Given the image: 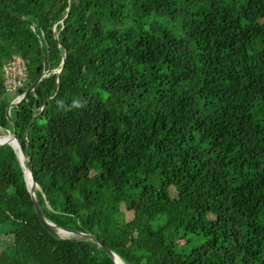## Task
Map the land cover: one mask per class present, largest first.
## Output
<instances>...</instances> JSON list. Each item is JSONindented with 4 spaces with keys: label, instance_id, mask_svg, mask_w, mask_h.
Returning a JSON list of instances; mask_svg holds the SVG:
<instances>
[{
    "label": "trees",
    "instance_id": "trees-1",
    "mask_svg": "<svg viewBox=\"0 0 264 264\" xmlns=\"http://www.w3.org/2000/svg\"><path fill=\"white\" fill-rule=\"evenodd\" d=\"M0 127L125 264H264V0H0ZM0 144V264H114Z\"/></svg>",
    "mask_w": 264,
    "mask_h": 264
},
{
    "label": "water",
    "instance_id": "water-1",
    "mask_svg": "<svg viewBox=\"0 0 264 264\" xmlns=\"http://www.w3.org/2000/svg\"><path fill=\"white\" fill-rule=\"evenodd\" d=\"M65 53L66 52H64V55H65ZM64 55L62 57V60H61V64H60L59 69L56 70L57 73H59L61 71L62 67H63V64H64ZM49 73H50V70L49 69L44 70L42 72L41 77H39L36 81H34L28 88H26V90L24 92H22L20 94L21 97H22V99L20 100V102L30 92L33 91L34 86L41 80V78L43 76L49 75ZM20 95H18L16 97H19ZM19 103H16L14 106L18 105ZM25 134H26V131H25ZM11 136L15 140V142L17 144V147H18V150H19V152L21 154V156H20V154L18 152H16V157H17V159L19 161V164H20V166L22 168L23 176H24V181H25L27 190H28V192L30 194V197H31V199L33 201V206H34L35 213H36L37 217L39 218L41 224L47 229V231L49 233L57 236L58 238H62V239L63 238H79V237H85L86 239H88V240L94 242L95 244H97V246L101 247L105 252H107V254L112 258V261H113L114 264H118V262L119 263H122V264H125V262L114 251H112L108 246H105L95 235H92V234H89V233L86 234V233H83V232H80V231H77L75 229H71V228H68V227L56 226L54 223H52L51 221L47 220L43 216V214L41 213L40 207H39V205H38V203L36 201V197H35V190L38 188V185H37L35 179L33 178L32 170H31V167L29 165V158L27 157V154H28V146L26 147V150L24 151V149H23V147L21 145V142L16 137L14 128L12 129V135ZM27 175L29 176L30 181H28ZM58 230L64 232L65 235L64 236H59L58 235V232H57Z\"/></svg>",
    "mask_w": 264,
    "mask_h": 264
},
{
    "label": "built area",
    "instance_id": "built-area-1",
    "mask_svg": "<svg viewBox=\"0 0 264 264\" xmlns=\"http://www.w3.org/2000/svg\"><path fill=\"white\" fill-rule=\"evenodd\" d=\"M4 69V88L6 93H12L22 86L26 79V65L23 59L13 56L3 67Z\"/></svg>",
    "mask_w": 264,
    "mask_h": 264
},
{
    "label": "bare ground",
    "instance_id": "bare-ground-1",
    "mask_svg": "<svg viewBox=\"0 0 264 264\" xmlns=\"http://www.w3.org/2000/svg\"><path fill=\"white\" fill-rule=\"evenodd\" d=\"M21 99H22V97L20 95L14 101L10 102L9 106L7 107V111H6L8 117H9L10 108L13 107L16 103H19ZM5 132L0 134V143H5V144L10 145V147L14 150L15 155H16V152H18L20 154V152L18 150V147H17V144H16L15 140L11 136L12 135V130L11 131L7 130V132L6 133ZM20 156H21V154H20ZM27 179H28V181H30V178H29L28 175H27ZM57 232H58L59 236H64L65 235V233L62 232V231L58 230ZM79 238H81V237H79ZM82 238H85V237H82ZM118 264H121V263L118 262Z\"/></svg>",
    "mask_w": 264,
    "mask_h": 264
},
{
    "label": "rangeland",
    "instance_id": "rangeland-1",
    "mask_svg": "<svg viewBox=\"0 0 264 264\" xmlns=\"http://www.w3.org/2000/svg\"><path fill=\"white\" fill-rule=\"evenodd\" d=\"M17 90V89H16ZM14 91V92H12V93H8V97L10 98V97H13L16 93H17V91ZM22 93V92H21ZM21 93H19L18 92V94H16L15 96H17V95H20ZM16 98H18V97H16ZM15 98V99H16ZM15 99H13L12 101H14ZM10 112V111H9ZM9 115H10V113H9ZM7 130H9V129H3V128H1L0 127V134L1 133H3V132H5V131H7ZM9 131H11V130H9ZM6 133V132H5ZM187 237V239H190L189 240V242L185 245V251H187L188 249H190L191 247H193V246H195L196 244H198V243H200V241L201 240H198V241H195L194 239H195V237L194 236H191V235H186ZM122 264V263H121Z\"/></svg>",
    "mask_w": 264,
    "mask_h": 264
},
{
    "label": "clouds",
    "instance_id": "clouds-1",
    "mask_svg": "<svg viewBox=\"0 0 264 264\" xmlns=\"http://www.w3.org/2000/svg\"><path fill=\"white\" fill-rule=\"evenodd\" d=\"M17 96H18V95H17ZM15 97H16V96H15ZM15 97H14V98H15Z\"/></svg>",
    "mask_w": 264,
    "mask_h": 264
}]
</instances>
